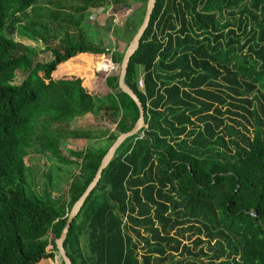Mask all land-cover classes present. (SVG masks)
I'll return each mask as SVG.
<instances>
[{"label":"trees","instance_id":"trees-1","mask_svg":"<svg viewBox=\"0 0 264 264\" xmlns=\"http://www.w3.org/2000/svg\"><path fill=\"white\" fill-rule=\"evenodd\" d=\"M147 2L0 0V264H65L56 244L49 252L48 239L24 237L50 229L61 236L73 205L140 117L120 76L145 14L126 18L116 34L121 52L107 31L85 22L93 11L146 10ZM39 51L52 59L28 57ZM80 54L112 55L119 73L106 94L82 82L47 85L36 72L43 66L49 80ZM125 83L144 108L143 137L119 149L85 199L64 242L72 263L264 264V0H157ZM83 118L101 122L98 131L72 129ZM64 139L108 145L66 158ZM33 154L67 164L68 195L53 197V172L37 190L26 160Z\"/></svg>","mask_w":264,"mask_h":264},{"label":"rangeland","instance_id":"rangeland-1","mask_svg":"<svg viewBox=\"0 0 264 264\" xmlns=\"http://www.w3.org/2000/svg\"><path fill=\"white\" fill-rule=\"evenodd\" d=\"M55 0H40L42 4H48L52 3ZM147 7V5H146ZM146 13L145 6L139 4L133 6V8L126 13L120 10L119 8L112 7L107 9H102L98 11H93L92 13H89L87 17V21L85 22V28L87 30H91L98 28L99 30L107 31V35H105V39L107 42H111L116 46L117 51L121 52L125 48V44H123L122 40H118L116 34L118 32H121L123 30V26L125 23V20L128 16L134 15V19H137V21H140L143 19V14ZM145 17V16H144ZM125 43V42H124ZM24 44L33 46L34 48L37 47V49H41L40 46L35 45L32 42L24 41ZM112 47V46H110ZM114 47V46H113ZM112 47V48H113ZM28 57L36 60V63H41L44 65V63L50 61L52 59V56L50 53H41L36 52V55H30L28 54ZM92 62V63H91ZM112 64L113 62L112 55L110 54H103V55H93V54H83L78 55L69 61L61 64L58 66V68L52 73V76L49 80H46L44 77V69L43 66L40 67L36 72L39 75V77H43L44 82L47 85H50L51 83H62V82H68L70 84H79L82 82V85L89 89H93L94 93L97 92L99 95H104L108 91L107 87V79L114 75L119 73V67L117 64H113L116 70L113 72H106L103 69H99L100 63ZM142 72V70H139ZM142 75V73H141ZM24 76L20 73L18 76V82H22L24 80ZM142 78V76L140 77ZM49 87V86H47ZM143 87V86H142ZM144 88V87H143ZM80 126H77V123L72 124V129L76 127L80 128H87L91 129L92 131H98L96 130V125L100 126L101 122L94 123L91 118H83L80 119ZM77 121V122H79ZM102 127H106V125H103ZM101 127V128H102ZM116 130V128L113 129V131ZM62 148L64 151V155L66 158H69V153H77V152H83L88 149H104L108 142L105 141H79V140H71V139H64L62 142ZM27 160V166H30V170L32 173V177L35 178V182H37L38 187L37 190L40 192L43 191L44 186L47 183L51 182L50 176L51 172H53L55 177V182L57 185L60 186L59 189L54 190L53 197L56 199L60 194L65 193L68 195V191L70 188V180L72 178V175L70 173V168L67 167V164L60 162L58 158H51L46 156H40V155H31L26 158ZM57 168L60 169L59 175L60 178L58 179ZM77 172V169L75 170V173ZM69 177V178H68ZM71 177V178H70ZM69 179V181H68ZM31 185H34V182L31 183ZM56 185V187H57ZM48 239L50 241V246L48 248L49 252H53V246L56 244L58 238L55 234L54 230H48L42 234H39L37 236H29L24 237L25 240H31V239ZM205 240V238H203ZM196 240V238H193L192 240H189V236H185V243L188 245H192V242ZM199 251H196V254H198Z\"/></svg>","mask_w":264,"mask_h":264},{"label":"water","instance_id":"water-1","mask_svg":"<svg viewBox=\"0 0 264 264\" xmlns=\"http://www.w3.org/2000/svg\"><path fill=\"white\" fill-rule=\"evenodd\" d=\"M156 3H157V0H148L144 20H143L139 30L137 31L136 35L134 36L132 42L130 43V45H129V47H128V49H127V51L123 57V61L121 63L120 87L125 93H127L134 100V103L137 105L139 112H140L139 120L136 123V127L134 128V130L132 132L122 135L117 140V142L114 144V146L109 151L108 155L105 157L95 181L92 182L91 185H88V187L86 188L84 193L81 195V197L75 203V205H73V208H72L70 215H69V219L67 221V224H66L61 236L58 238V240L56 242L58 252H59V254H60V256H61V258L65 264H73L71 259L68 256L66 250H65L64 242L67 238V235L69 233V230H70L72 223L74 222L75 218L77 217V215L79 214V212L82 209V205H83L85 199L87 198V196L89 194H91L93 189L99 185V183L103 179L104 172L108 169V167L111 165V163L115 159L119 149L129 139L134 138V137H139V138L143 137L141 132L145 126V111H144V108L142 107V104L140 102L139 97L125 83V78L127 75L128 65H129L130 59L140 47L141 39L144 36V34H145V32L149 26L151 16H152L153 10L156 6Z\"/></svg>","mask_w":264,"mask_h":264},{"label":"crops","instance_id":"crops-1","mask_svg":"<svg viewBox=\"0 0 264 264\" xmlns=\"http://www.w3.org/2000/svg\"><path fill=\"white\" fill-rule=\"evenodd\" d=\"M83 87H85L84 85H83ZM87 90H89V91H91V93H94V90L91 88V89H89V88H87V87H85ZM94 94H97V92L96 93H94ZM91 120H92V118H91ZM79 121V120H78ZM76 123H77V126H78V124H81L80 123V121L79 122H77L76 121ZM75 124V123H74ZM38 264H55V262L52 260V259H44V260H42L40 263H38Z\"/></svg>","mask_w":264,"mask_h":264},{"label":"built area","instance_id":"built-area-1","mask_svg":"<svg viewBox=\"0 0 264 264\" xmlns=\"http://www.w3.org/2000/svg\"><path fill=\"white\" fill-rule=\"evenodd\" d=\"M112 64H107L106 66H107V68H106V70H104V71H106V72H113L114 70H116V68L114 67V62H111ZM144 87V83H143V80H141L140 81V87L141 88H143Z\"/></svg>","mask_w":264,"mask_h":264},{"label":"flooded vegetation","instance_id":"flooded-vegetation-1","mask_svg":"<svg viewBox=\"0 0 264 264\" xmlns=\"http://www.w3.org/2000/svg\"><path fill=\"white\" fill-rule=\"evenodd\" d=\"M179 16V15H178ZM180 17V16H179Z\"/></svg>","mask_w":264,"mask_h":264}]
</instances>
